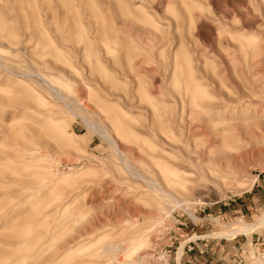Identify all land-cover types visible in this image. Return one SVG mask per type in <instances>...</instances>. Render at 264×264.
<instances>
[{
	"label": "rangeland",
	"instance_id": "374dc122",
	"mask_svg": "<svg viewBox=\"0 0 264 264\" xmlns=\"http://www.w3.org/2000/svg\"><path fill=\"white\" fill-rule=\"evenodd\" d=\"M263 214L264 0H0V264H264Z\"/></svg>",
	"mask_w": 264,
	"mask_h": 264
},
{
	"label": "bare ground",
	"instance_id": "6f19581e",
	"mask_svg": "<svg viewBox=\"0 0 264 264\" xmlns=\"http://www.w3.org/2000/svg\"><path fill=\"white\" fill-rule=\"evenodd\" d=\"M45 81V80H44ZM44 84L46 85V83L44 82ZM48 84V83H47ZM48 87H50L51 88V90H54V91H56V89H55V87H53L51 84L50 85H47ZM47 87V88H48ZM49 89V88H48ZM59 96H61L59 93H57ZM77 117V116H76ZM83 121H84V123L85 124H87V126H89V127H91L94 131H100L101 133H102V131L100 130V128L98 127V126H95V125H93V124H91L90 122H88V121H86V120H84V119H82ZM93 131V132H94ZM104 138L106 139V140H108L112 145H114L115 147L117 146V144H116V141L113 139V138H111L110 136H108V135H105L104 136ZM119 159L121 160V162L123 163V167L125 168V170H126V173L127 174H129L130 176H133V177H135L136 176V174H135V172H134V168H133V166L127 161V159L126 158H124L123 156H122V153L119 151ZM176 167V166H175ZM174 170V169H173ZM171 171H172V169H171ZM171 171H170V173H171ZM176 173H178V172H176ZM136 178V177H135ZM142 178V177H141ZM170 178V177H169ZM177 179H178V177H177ZM183 179V178H182ZM137 180V179H136ZM141 181L142 182H145L146 184H148V183H151L154 187H157V189L158 190H160L161 191V195L163 196V197H161V198H164L167 202H169V204H171V207H172V209H174V208H179V207H183L184 205H185V202L184 201H182L178 196H176L173 192H171V191H169L166 187H165V189L164 188H162L161 186H159L157 183H153V182H148L147 180H145V179H141ZM151 190H153V189H151ZM164 200V201H165ZM166 206V205H165ZM170 207V206H169ZM264 225V214L262 215V216H260V218H258L257 220H255L254 221V223L252 222V224H247V223H243L242 222V224H241V227L240 228H237V229H234V230H232V231H230V232H225V233H222V234H219V235H217L218 237H222V236H225L226 238L227 237H232V236H234V235H240V234H243V235H247V234H249V233H251V232H253V231H255V230H257V229H259L261 226H263ZM140 240V239H139ZM138 240V241H139ZM125 244V243H124ZM134 245V244H133ZM118 246V245H117ZM183 246L184 245H182L181 246V248L179 249V255L181 254V252H182V249H183ZM114 247V246H113ZM120 247V246H119ZM115 248H116V246H115ZM114 248V249H115ZM118 248V247H117ZM123 248H125V247H123ZM122 248V250H124ZM128 249H129V247H128ZM107 251L109 250V252H111L112 250H111V247H107V249H106ZM111 250V251H110ZM121 250V247H120V250L119 251H122ZM125 250H127V249H125ZM108 252V254H110ZM118 252V251H117ZM116 252V253H117ZM122 254H123V252H121ZM102 254H105L104 252L102 253ZM178 255V256H179ZM102 257H104V256H102ZM105 258V257H104ZM134 259V258H133ZM131 260V259H130ZM138 261V260H137ZM137 261H136V263H137ZM105 262V261H104ZM127 262V261H126ZM110 263V262H109ZM141 263V262H140ZM108 264V263H107Z\"/></svg>",
	"mask_w": 264,
	"mask_h": 264
}]
</instances>
